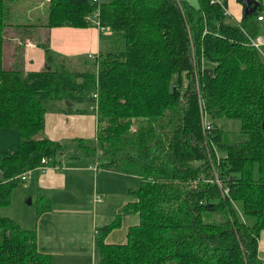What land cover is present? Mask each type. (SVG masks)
I'll return each instance as SVG.
<instances>
[{
    "label": "trees",
    "instance_id": "1",
    "mask_svg": "<svg viewBox=\"0 0 264 264\" xmlns=\"http://www.w3.org/2000/svg\"><path fill=\"white\" fill-rule=\"evenodd\" d=\"M8 1L0 0V126L19 139L0 149V208L21 174L61 164V142L43 129L48 103L67 100L60 109L97 115L95 142L77 137L71 157L140 177L98 229V264H264V44L249 40L264 34V0L240 20L211 0H101L98 19L120 38L116 47L94 53V68L73 70L54 63L48 40L37 42L46 67L27 72L3 63ZM96 6L49 0L45 25L96 26ZM224 117L240 119L236 138ZM125 210L138 222L125 241H107ZM0 264H52V255L39 250L34 228L0 213Z\"/></svg>",
    "mask_w": 264,
    "mask_h": 264
},
{
    "label": "crops",
    "instance_id": "2",
    "mask_svg": "<svg viewBox=\"0 0 264 264\" xmlns=\"http://www.w3.org/2000/svg\"><path fill=\"white\" fill-rule=\"evenodd\" d=\"M227 5L231 8L232 16L240 20L242 14L241 3L237 0H227ZM50 28L53 30L50 33V48L56 53L67 56L84 52L88 54L90 53L89 50H91V54L98 53L101 49V37L110 36V32L107 31L101 34L94 25L84 27L64 25ZM4 36L3 63L6 68H8V60L6 59L8 54L13 58L15 56L21 57V60H13L11 57L14 63L11 68L15 67V63L20 64L19 66L25 70L46 67L47 55L43 47L28 37L21 42L20 39L22 38L15 37L13 34L4 32ZM17 50H19V54H16ZM60 107L64 106L55 103L45 112L44 135L60 142L63 138L73 140L77 137L87 138L84 131L89 124L91 135H94V132L93 137L95 138L97 132L96 113L91 115L86 114L85 111L65 110L60 109ZM71 120H77V123L72 127L70 126ZM18 139L19 136L14 129L0 126L1 150H15ZM59 159L61 164L58 166H43L25 172L24 180H27L28 173L31 172L34 179L32 183L38 196L39 194L44 195L43 200H47V205H49L48 209L44 211L56 214V217L61 219L55 223L54 221L44 220L41 222L44 218L41 215L36 220L33 218L31 222L21 220L24 224L20 223L23 227L36 230L39 250L49 252L52 255L55 251L52 249L55 247L64 255H69L72 262L64 264H88L89 261L93 263L95 262L96 250L95 239L99 227L113 221L121 206L133 198L130 189L139 185L140 177L133 173L97 166L96 163L86 164L72 157L71 160L65 158V162L62 160V156ZM68 175L71 177V184L76 182L81 190L77 195H70L74 197L73 199H68L67 195L64 197L59 195L68 184ZM58 200L64 202L67 206L62 205L64 209L58 210L59 206L54 203ZM120 217V225L113 229L120 227L119 230H122L126 237L127 227L137 223L139 218L136 213L127 210L121 211ZM28 221L30 220L28 219ZM65 232L67 233L66 239L61 236ZM257 251L259 258L264 263V229L260 231L258 236Z\"/></svg>",
    "mask_w": 264,
    "mask_h": 264
},
{
    "label": "rangeland",
    "instance_id": "3",
    "mask_svg": "<svg viewBox=\"0 0 264 264\" xmlns=\"http://www.w3.org/2000/svg\"><path fill=\"white\" fill-rule=\"evenodd\" d=\"M179 2L186 1L187 3H190L194 6L198 5V0H178ZM48 5L49 0H11L8 1V7L10 12V18L8 19V23L4 27V32L7 34H13L15 37L22 38L20 39L21 42H23L24 38L28 37L32 39L34 42H45L48 40V45H50V33L51 28L46 26L45 23L47 22L48 17ZM228 6V5H227ZM228 10L231 11V8L228 6ZM230 15L232 16V13L230 12ZM233 17V16H232ZM241 18V17H240ZM239 18V19H240ZM235 20H237L235 18ZM41 22H44V25L40 24ZM52 27H59V26H52ZM106 33V32H105ZM110 37H101V45L100 48L102 50H105L109 47H116L117 44L121 42L120 38H117L116 40L109 39ZM90 53H80L75 54L73 56H67L61 53H56L55 57L53 58V61L55 64L64 67H68L73 70H85V69H92L94 68V65L92 66L91 58L94 57V54H91V50H89ZM54 52V51H53ZM19 50L16 51V54H19ZM55 53V52H54ZM11 55L8 54L7 56V66L8 68L12 67L13 60H21V57H16L11 59ZM20 64L15 63V67L18 70H21L23 72L32 71V70H42L45 67H41L40 69H29L25 70ZM55 103H60L64 105V103H67V100H64L62 102L51 100L48 103V108ZM88 105V103L85 101L83 103L75 104V106H84ZM86 114L94 115L95 112L92 109H86L84 110ZM75 123H77V120H71L70 126L72 127ZM219 124L226 130V133L229 135L228 137L236 138L239 134V129L241 125V121L239 118H233V117H224L220 120ZM13 131V130H12ZM85 135L87 136V139L89 142L94 143L95 138L94 135H91V127L89 124L85 127ZM39 133L36 134L38 136ZM92 136V137H90ZM18 144V143H17ZM62 144V154H58V158L62 156V160L65 162V158L68 160H71V154L74 151V148L77 145L76 139L73 140L71 138H63L61 141ZM17 146V145H16ZM64 156V157H63ZM74 161V160H72ZM66 173V172H65ZM69 174V172H68ZM32 181L33 175L32 173H28L27 180L19 181L17 182L11 192V199L8 205L2 206L0 208V213L10 216L13 219L17 220L19 223L23 222H31L34 218V220L38 219L39 216L43 215V219L41 222L44 221H54V223L61 218H57L56 214H52L51 212H46L44 210H47L49 205L47 207H43L40 211L39 209L42 206V202H47V200H43L44 197H40L42 194H39L35 190V187L33 186ZM138 184V183H137ZM31 186V187H30ZM85 190V189H84ZM51 193V191H49ZM81 192V190L78 187V184L75 182V184H71V177L68 175V184L64 187V190L62 193H60V197H64L67 195L68 199H73L74 197H71V194H76ZM49 193V194H50ZM30 199V201H28ZM56 206L58 207V210L64 209L62 205L67 206L64 204V202H61L60 200L54 201ZM54 205V206H55ZM45 212V213H44ZM44 213V214H43ZM47 214V215H46ZM61 214V213H60ZM54 215V216H53ZM28 219L30 221H28ZM80 219V218H77ZM22 220V221H21ZM26 220V221H25ZM20 223V224H21ZM24 224V223H22ZM27 224V223H25ZM29 224V223H28ZM29 226V225H28ZM120 227L113 229L110 234L106 237L108 241H125L126 237L122 230H119ZM66 232L64 235H61L66 239ZM54 253L52 254V264H64V263H70L72 262V259H69V255H64L63 252H59L55 249V247L52 249ZM89 260V259H88ZM75 261V260H73ZM94 261H89L88 264H98L99 261V254L95 250V257ZM76 262V261H75ZM174 264V263H171Z\"/></svg>",
    "mask_w": 264,
    "mask_h": 264
},
{
    "label": "built area",
    "instance_id": "4",
    "mask_svg": "<svg viewBox=\"0 0 264 264\" xmlns=\"http://www.w3.org/2000/svg\"><path fill=\"white\" fill-rule=\"evenodd\" d=\"M92 1L94 3H96L97 6H96V8L94 10V14H92V16H90L91 21L95 22L96 27L98 28L99 31H103V32L107 31L108 32V29L104 25H101L100 22H99V19H98L99 3H100L101 0H92ZM211 1L212 2L213 1L219 2L220 5L223 6L225 12L227 14H230V11L228 10V6L227 5H224L222 0H211ZM257 18L259 20H264V12L261 11L260 14L257 15ZM249 40H250L251 43H253V45H255L256 47H258L261 50V45L264 44V34L263 35L254 36V37H251L250 36ZM203 123H204V125H203L204 128L203 129L204 130L209 129L210 124L208 123V121L206 120ZM41 161L44 163L45 162V158H42ZM24 177H25V173L24 174H21V178L24 179ZM216 178H217L216 180L218 181V177L217 176H216Z\"/></svg>",
    "mask_w": 264,
    "mask_h": 264
},
{
    "label": "water",
    "instance_id": "5",
    "mask_svg": "<svg viewBox=\"0 0 264 264\" xmlns=\"http://www.w3.org/2000/svg\"><path fill=\"white\" fill-rule=\"evenodd\" d=\"M242 6V12L245 14H252L258 7V0H240ZM262 128L264 130V121L262 122ZM30 201V199H28Z\"/></svg>",
    "mask_w": 264,
    "mask_h": 264
}]
</instances>
